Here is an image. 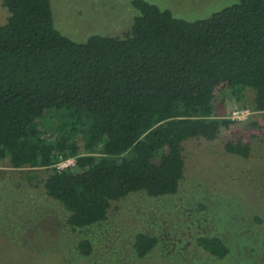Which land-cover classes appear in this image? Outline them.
Returning <instances> with one entry per match:
<instances>
[{"label": "trees", "instance_id": "obj_1", "mask_svg": "<svg viewBox=\"0 0 264 264\" xmlns=\"http://www.w3.org/2000/svg\"><path fill=\"white\" fill-rule=\"evenodd\" d=\"M0 1L8 13L0 24V161L50 169L46 195L72 231L103 224L130 193L175 194L185 142L213 141L236 123L219 113L226 96L244 101L250 89L251 105L264 111V0H238L198 20L131 0L129 30L84 41L58 28L50 0ZM226 150L249 157L252 147L236 138ZM67 157L76 166L59 171ZM93 243L79 241L82 256ZM159 243L141 231L132 254L142 260ZM197 243L218 258L231 253L219 236Z\"/></svg>", "mask_w": 264, "mask_h": 264}, {"label": "rangeland", "instance_id": "obj_2", "mask_svg": "<svg viewBox=\"0 0 264 264\" xmlns=\"http://www.w3.org/2000/svg\"><path fill=\"white\" fill-rule=\"evenodd\" d=\"M50 1L58 28L77 41L121 35L136 12L131 0ZM148 1L179 18L198 20L238 0ZM7 15L0 1V24ZM253 98L250 89L244 101L226 96L222 117L230 118L236 108H248L251 115L223 127L213 141L185 142L186 174L175 194L130 193L92 228L72 231L64 225L65 210L45 192L50 169L14 168L9 158L1 160L0 264H264V111L253 108ZM236 138L251 144L249 157L226 150ZM141 231L158 236L160 243L138 260L131 245ZM202 235L219 236L231 253L211 255L197 243ZM84 237L94 242L89 257L78 249Z\"/></svg>", "mask_w": 264, "mask_h": 264}, {"label": "built area", "instance_id": "obj_3", "mask_svg": "<svg viewBox=\"0 0 264 264\" xmlns=\"http://www.w3.org/2000/svg\"><path fill=\"white\" fill-rule=\"evenodd\" d=\"M251 115V111L248 108H236L232 111L230 118L235 121H243ZM76 166L75 157L61 158V160L56 164L59 171L73 168Z\"/></svg>", "mask_w": 264, "mask_h": 264}]
</instances>
